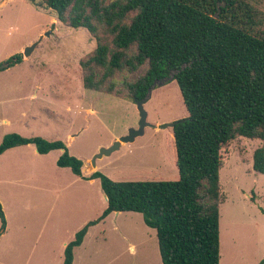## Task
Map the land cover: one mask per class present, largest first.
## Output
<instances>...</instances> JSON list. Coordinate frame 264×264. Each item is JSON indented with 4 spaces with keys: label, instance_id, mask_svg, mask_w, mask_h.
I'll list each match as a JSON object with an SVG mask.
<instances>
[{
    "label": "rangeland",
    "instance_id": "374dc122",
    "mask_svg": "<svg viewBox=\"0 0 264 264\" xmlns=\"http://www.w3.org/2000/svg\"><path fill=\"white\" fill-rule=\"evenodd\" d=\"M248 2L258 11L253 32L264 36V0ZM41 36L30 56L0 69V143L12 132L61 140L83 161V174L57 164L62 149L31 158L36 176L25 175L27 165L18 152L0 155L7 229L0 262L5 264H63V243L107 207L100 179H90L89 172L114 181L179 178L172 128L149 126L134 142L102 153L138 127L140 116L136 102L84 88L80 61L97 46L87 28L67 26L44 0H0V65L23 55ZM161 81H155L144 104L155 125L188 115L176 80ZM261 145L260 139L238 136L221 149L220 264L264 259V174L253 168ZM10 167L16 170L8 172ZM18 169L30 182L17 180ZM74 253L73 264H162L156 231L137 212H112L90 226Z\"/></svg>",
    "mask_w": 264,
    "mask_h": 264
},
{
    "label": "trees",
    "instance_id": "16d2710c",
    "mask_svg": "<svg viewBox=\"0 0 264 264\" xmlns=\"http://www.w3.org/2000/svg\"><path fill=\"white\" fill-rule=\"evenodd\" d=\"M44 3L61 22L87 28L96 39L95 50L80 61L86 89L137 102L155 81L173 75L188 111L172 128L179 178L114 181L93 172L90 179H100L107 207L67 243L63 264H73L90 226L117 211L141 213L156 230L162 264H220L222 147L238 136L260 139L253 168L264 174V36L253 32L258 11L248 0ZM22 60L15 54L6 62ZM26 144L41 154L62 149L57 164L82 176L83 161L61 140L7 133L0 154ZM0 218L1 237V203Z\"/></svg>",
    "mask_w": 264,
    "mask_h": 264
},
{
    "label": "water",
    "instance_id": "95a60500",
    "mask_svg": "<svg viewBox=\"0 0 264 264\" xmlns=\"http://www.w3.org/2000/svg\"><path fill=\"white\" fill-rule=\"evenodd\" d=\"M42 40V36L39 40L35 41L33 44H31L30 46L26 47L25 50H24V53H23V56H30V54L33 52V50L35 49V47L39 44V42ZM9 64L6 62V63H3L0 65V69H3V68H6L8 67ZM173 75L170 77L172 78ZM161 81V80H160ZM160 81H156V82H160ZM154 82V84L156 83ZM162 82V81H161ZM153 84V85H154ZM152 85V87H153ZM151 89H149L148 91V95L146 96V98L142 99V100H139L136 102L137 104V108H138V111H139V116H140V120H139V123H138V127L136 128H130L128 133L125 134V135H122L120 136L117 141H115V143L112 145V147H110V149L107 151L106 150H102V153L103 154H106V155H110L112 150L119 147L121 145V143H130V142H134V140L138 137V136H141L145 133V130L147 127H159L161 129H165V128H174V122H171V123H165V124H160V125H155V124H152L151 122L148 121V112L146 111L145 107H144V104L145 102L147 101V99L150 97V92H151ZM107 198V197H106Z\"/></svg>",
    "mask_w": 264,
    "mask_h": 264
},
{
    "label": "crops",
    "instance_id": "0c3cea01",
    "mask_svg": "<svg viewBox=\"0 0 264 264\" xmlns=\"http://www.w3.org/2000/svg\"><path fill=\"white\" fill-rule=\"evenodd\" d=\"M83 80V79H82ZM85 88V87H84ZM86 89V88H85ZM99 92V91H98ZM31 97H36V94H33ZM77 106V105H76ZM2 122H8L7 120H3ZM1 122V123H2ZM79 134L80 133H77V134H72V135H70V141H72L76 136H79ZM4 137V136H3ZM13 152H18L19 153V156L23 159V160H25V162H26V165H27V167H28V169H27V167L25 168L26 170V173L27 174H25V172L23 171V170H21V169H18L19 171H20V175L19 176H17V180H19V181H26V180H29L28 179V177L27 178H25L24 177V174L25 175H30V176H32V174L34 175V176H36V173H38L37 171H38V169L37 170H35V169H33V167H32V164H31V158L32 159H36V160H39V158H40V154L41 153H39L38 151H37V149H36V146L34 145V144H26V145H19V146H15V147H12V148H9V149H7L4 153H2V154H6V155H10V154H12ZM2 154H0V155H2ZM17 154V153H16ZM47 154V153H46ZM45 155V154H44ZM41 168V167H40ZM14 171V170H16V168L15 169H13V168H9V170H8V172H10V171ZM82 172H83V169H82ZM93 172H95V171H93ZM93 172H89V175H91ZM16 179V178H15ZM93 180V179H92ZM91 180V181H92ZM29 182H30V180H29ZM105 196V195H104ZM105 199H106V202H107V198H106V196H105ZM124 212H133V211H124ZM117 215L120 213L119 211H117V212H115ZM138 213V212H137ZM111 214V213H110ZM144 220V219H143ZM146 224V223H145ZM149 227V226H148ZM151 228V227H150ZM154 229V228H153ZM7 230V229H6ZM156 231V230H155ZM6 234H7V231H5L2 235H1V237H0V244H1V242H2V240H3V238L6 236ZM76 234V233H75ZM156 236H157V234H156ZM85 239V238H84ZM84 242V241H83ZM66 245H67V242H64L63 243V246H64V249H65V247H66ZM82 245V244H81ZM80 245V246H81ZM79 247V246H78ZM77 248V247H76ZM75 248V249H76ZM75 249H74V252H75ZM133 251H134V249H133ZM160 251V250H159ZM75 254V253H74ZM33 259V257L30 255L29 256V258H28V260L29 261H31ZM74 262V261H73ZM1 264H5V262L3 263V262H0Z\"/></svg>",
    "mask_w": 264,
    "mask_h": 264
}]
</instances>
